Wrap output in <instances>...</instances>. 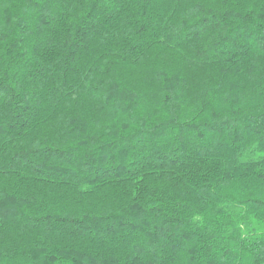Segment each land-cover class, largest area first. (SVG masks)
<instances>
[{
    "label": "trees",
    "instance_id": "trees-1",
    "mask_svg": "<svg viewBox=\"0 0 264 264\" xmlns=\"http://www.w3.org/2000/svg\"><path fill=\"white\" fill-rule=\"evenodd\" d=\"M0 264H264V0H0Z\"/></svg>",
    "mask_w": 264,
    "mask_h": 264
}]
</instances>
